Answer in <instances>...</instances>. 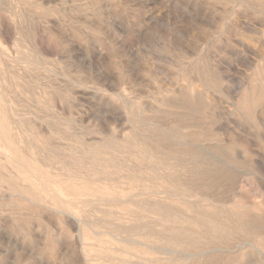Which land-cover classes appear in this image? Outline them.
<instances>
[{
	"label": "rangeland",
	"instance_id": "obj_1",
	"mask_svg": "<svg viewBox=\"0 0 264 264\" xmlns=\"http://www.w3.org/2000/svg\"><path fill=\"white\" fill-rule=\"evenodd\" d=\"M0 50V264H264V0H0Z\"/></svg>",
	"mask_w": 264,
	"mask_h": 264
},
{
	"label": "bare ground",
	"instance_id": "obj_2",
	"mask_svg": "<svg viewBox=\"0 0 264 264\" xmlns=\"http://www.w3.org/2000/svg\"><path fill=\"white\" fill-rule=\"evenodd\" d=\"M2 54H5V53L0 50V55H2ZM24 141H25V138H24V135H22V134L15 135V134H10L9 133V136H7V131L6 132H0V147H2L4 150H6V151H8L10 153V156L9 157H10L11 163L15 167H18L19 169L26 171L25 176H23V179L24 180H27V179L32 180V178L39 179L37 173L35 171L30 170L28 168L25 159L16 154V151L18 150V151L26 154L28 159H30V157L31 158H33V157L37 158L36 156L31 155V153L29 151H27V147L28 146L27 147L21 146L20 142H24ZM11 142L14 145H16V151H14V152L11 149ZM25 144H28V143L26 142ZM111 180H112L111 181L112 182V185H114V186H120V183L122 182L119 178H116V177H113ZM41 185H42V183H41ZM96 232L97 231H95L94 233H96ZM101 232H103V231H101ZM120 238H122V237H120ZM125 238H127V237H124L123 240H127ZM128 240H130V238Z\"/></svg>",
	"mask_w": 264,
	"mask_h": 264
}]
</instances>
